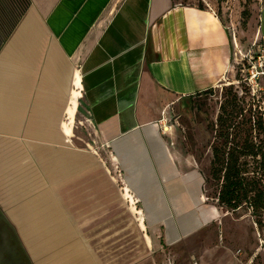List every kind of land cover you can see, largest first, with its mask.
Returning a JSON list of instances; mask_svg holds the SVG:
<instances>
[{
  "label": "crops",
  "instance_id": "0c3cea01",
  "mask_svg": "<svg viewBox=\"0 0 264 264\" xmlns=\"http://www.w3.org/2000/svg\"><path fill=\"white\" fill-rule=\"evenodd\" d=\"M234 58L217 13L181 0H0V215L26 264H173L159 236L194 250L185 264H250L218 225L193 241L224 215L157 125L221 87Z\"/></svg>",
  "mask_w": 264,
  "mask_h": 264
},
{
  "label": "rangeland",
  "instance_id": "374dc122",
  "mask_svg": "<svg viewBox=\"0 0 264 264\" xmlns=\"http://www.w3.org/2000/svg\"><path fill=\"white\" fill-rule=\"evenodd\" d=\"M181 2L184 5H201L215 11L229 28L235 49L231 77L221 87L212 94L181 100L167 113L162 114L157 124L160 135L171 143V147L179 155V160L186 165L191 164L187 172L195 170L199 173L200 188L196 187V191L201 194L202 201L211 206L213 211L224 215L219 219V224L209 226L193 241L196 245L208 241L212 235L209 229L213 227V231H216L218 225L217 240L227 245L234 258L243 259L244 263L249 261L250 264H264V210L254 213L247 204L238 210L221 207L217 202L219 187L212 177L213 146L219 142L221 117L226 118L228 127L233 124L237 126L235 130L241 135L242 141L246 135H251L252 127L255 143L261 145L264 152V39L259 38L260 26L264 35V0ZM88 140L92 144L88 149L96 152V143L92 141V137L89 136ZM102 157L107 166L106 176L112 180L116 178L121 186H125L124 171L109 154L108 149ZM246 161L251 172L249 175L253 177L252 172L258 170L261 158L255 160L250 157ZM124 186L121 187L123 195L126 193ZM125 204L129 207V213L134 211L132 203L126 200ZM137 205L135 203L134 206ZM124 210L125 206V219ZM156 239L155 256L159 259L164 256L173 264H185L194 254L192 249H169L163 236ZM160 242L163 248L159 246Z\"/></svg>",
  "mask_w": 264,
  "mask_h": 264
},
{
  "label": "trees",
  "instance_id": "16d2710c",
  "mask_svg": "<svg viewBox=\"0 0 264 264\" xmlns=\"http://www.w3.org/2000/svg\"><path fill=\"white\" fill-rule=\"evenodd\" d=\"M19 1L21 11L28 8V0ZM199 7L204 9L201 5ZM213 92L210 90L200 95ZM236 128L235 124L228 127L226 118H220L219 142L213 146L212 161V177L219 187L217 202L229 210H238L247 204L254 213H260L264 210V152L261 145L255 143L252 127L251 135H246L243 141ZM250 157L255 160L261 158L258 170L252 172L253 177L249 175L251 172L246 161Z\"/></svg>",
  "mask_w": 264,
  "mask_h": 264
},
{
  "label": "flooded vegetation",
  "instance_id": "af4514ba",
  "mask_svg": "<svg viewBox=\"0 0 264 264\" xmlns=\"http://www.w3.org/2000/svg\"><path fill=\"white\" fill-rule=\"evenodd\" d=\"M7 226L0 215V264H26L22 251L10 239Z\"/></svg>",
  "mask_w": 264,
  "mask_h": 264
},
{
  "label": "bare ground",
  "instance_id": "6f19581e",
  "mask_svg": "<svg viewBox=\"0 0 264 264\" xmlns=\"http://www.w3.org/2000/svg\"><path fill=\"white\" fill-rule=\"evenodd\" d=\"M80 86H81V85H80ZM80 86H79V87H80ZM75 96L77 97V94H75ZM74 103H75V102H74ZM70 116H71L72 118L74 117V110H72V109L70 110ZM72 122H73V121H72Z\"/></svg>",
  "mask_w": 264,
  "mask_h": 264
}]
</instances>
